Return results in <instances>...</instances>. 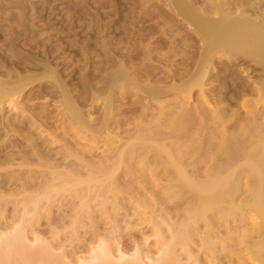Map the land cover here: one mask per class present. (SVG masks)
Listing matches in <instances>:
<instances>
[{
	"label": "bare ground",
	"instance_id": "6f19581e",
	"mask_svg": "<svg viewBox=\"0 0 264 264\" xmlns=\"http://www.w3.org/2000/svg\"><path fill=\"white\" fill-rule=\"evenodd\" d=\"M199 1H167L190 32L168 35L173 48L188 50L181 49L179 56L178 49L168 48L176 61L177 57L183 59L175 63V70L166 68L161 80L165 84L146 85L136 75L119 73L103 89L105 101L104 96L99 97L101 91L94 90V106L101 98L107 116L116 88L140 95L139 101L173 96L154 109L140 104L141 120L133 126H110L115 132L108 130L103 141L96 136L109 126H105L106 121L98 124L97 108L89 107L86 115L95 116L87 122L81 103L54 74L48 72L44 78L59 91L62 123L54 126L46 112L50 117H42L44 124L56 133L49 139L37 130L40 127L34 119L25 120L22 115L1 119L5 102L10 110L24 113L18 98L35 78L0 81V219L10 208L12 223L51 222L52 209L77 208L83 219L73 216V227L87 220V227L95 232L99 222L108 223L111 230L105 231L110 237L119 231L118 212L127 198L134 217L140 219L143 212L149 213L151 237L160 254L149 264H179L176 248L187 261L196 260L192 253L198 248L205 258H211L209 264L223 255L229 264H264V110L259 109L264 102V0ZM214 82L221 84L219 90L211 87ZM195 90L198 95L194 101ZM190 100L195 102L193 106ZM101 142L117 145L112 148L108 144L106 153L98 155ZM131 191L144 195V200H128L126 195ZM17 231L5 239L8 247L0 240L5 250L0 252L6 257L7 250L13 254L26 250L21 242L23 234ZM239 247L245 248L248 258L241 256ZM109 250L94 251L89 264H138L140 259L135 256L117 263ZM5 255L0 256V262Z\"/></svg>",
	"mask_w": 264,
	"mask_h": 264
},
{
	"label": "rangeland",
	"instance_id": "374dc122",
	"mask_svg": "<svg viewBox=\"0 0 264 264\" xmlns=\"http://www.w3.org/2000/svg\"><path fill=\"white\" fill-rule=\"evenodd\" d=\"M167 1L168 0H0V81L5 80V82H7L8 79V82L10 80L14 82L19 79L21 80L24 76L25 78L22 80L29 79L30 77V79L35 78L32 79V84L28 85L18 98L21 102L23 101L22 105L21 102L20 104L18 103V105L21 108H25H23L25 114H21L20 112L19 114L18 110H10V106L5 102L6 105L2 104L4 115L1 119H5V116L6 118H19L20 115H22L20 117L23 119L26 118L25 120L32 119L33 121L34 119V121L36 120V125L40 127H38L39 129L37 130L41 132L44 138L53 137V135L56 134L53 132L54 128H48L49 125L44 124L43 119H48L51 115L49 119L52 120L51 122L54 126H60L62 123L61 111L63 107L59 102V91L44 78L53 74V76L62 83L66 91L68 90L67 92H69L70 95L73 97L75 96L79 104L81 103L80 109L83 114L86 115L88 109L91 107L97 108L99 118L98 124L100 126L102 122L105 121V126H109V128L110 126H133L141 117L140 104L153 106L152 108L154 109L158 104L168 103V101L173 99L172 95H163L156 98L145 97L143 101H139L140 95L130 94L127 90L120 91L119 88L114 89L111 94L114 99L111 97L113 100L108 116L105 111L106 107L103 106L105 102H102V100L105 101L106 96L103 89L107 88L106 84L119 73L136 75L138 80H141L140 82L142 84L160 86L164 83V81L161 80H164L163 77L167 74V72L164 73L166 68L169 67L170 69H174L175 63H181L183 58L180 59L177 57L178 60L176 61V57L175 59L174 57L172 58L171 52H173V50L169 52L170 49L168 48H173L172 46L174 45L171 41H167L170 40L168 35L172 36L175 35V33L183 31L190 32V29H188L189 26L185 25V23L180 20V17L178 18L177 15V17L175 16L176 13L172 12L170 6H167ZM245 1L247 3L249 2V0ZM199 2L197 4H199ZM200 4L198 6L202 7V3ZM233 11L237 13L236 10ZM248 17L250 18V16ZM167 42L171 43V47L170 43ZM186 43L188 45L189 43L194 45L192 40H186ZM186 43L184 42V44ZM179 45H181V43L178 44V46ZM175 46L177 45L175 44ZM175 48L178 49L177 51L179 53L182 52L185 47L180 49L179 47ZM175 48H173L174 52H176ZM186 49L187 48H185V50ZM179 56H181V54ZM170 59L174 60L171 61L174 64L170 62ZM170 65L173 67H170ZM48 72H50L49 75L47 74ZM40 79H42V81ZM172 82L173 81H170V83ZM214 83L211 84V87L215 90H219L221 84L219 83V86L218 83ZM94 86L95 88L93 89ZM95 89H97V93L99 90L101 91V96L97 94L99 97H104L102 100L99 98V104L96 103L94 106L93 97L95 98ZM196 95H198L197 90L193 92L194 101L197 97ZM18 99L17 102H19ZM193 100L189 102L191 106L195 104ZM26 104L29 105H27V107H30L28 108L29 111L26 109ZM262 104L259 105L261 111L264 110V102ZM41 112L44 113L42 114ZM46 112L50 113V115ZM58 113H60V116ZM9 114L11 116L14 114L18 115L11 117ZM30 115L33 116L31 117ZM89 115L85 116L87 117V122H90L92 117L95 116V114H92V116ZM9 123L7 122V125ZM109 128H104L96 136V139L103 141L104 137L112 132V129L115 132L114 128ZM108 130H110V132ZM51 134L53 135L50 137ZM110 143H99L96 154L101 155V153H106V149H109L107 145ZM59 145L60 144L57 145L56 149H58ZM115 145H117V143H111L112 148ZM118 182H120L119 185L121 184L120 187L123 188L124 185L121 178ZM135 194L136 193L131 191L126 196L128 200L133 199L132 202L135 203L144 200V195L138 196ZM21 195L23 194H20V196ZM126 202H128L127 198H124L123 202L120 204L122 211L120 210L118 212V222L121 223L119 224L117 222L119 231L110 237H107V234L111 230L108 223L99 222V225L96 226L98 229L95 232L92 231L91 228H88L87 220H85V222L82 220L86 225L82 223L81 225H75L76 228L73 227V216H79L78 218L80 221L83 219L81 218V212L77 208L62 209V211L60 210L61 212L57 209H52L51 217L54 220H51V222L41 220L40 222H32L30 224H26L22 220H13L14 223H12L10 208H7L9 210L6 209L5 216L3 214L2 219H0V223L2 224V227H0V240H2V242L4 241V243H1V241L0 243L5 247V239L12 236L13 232L15 233V231L18 232L17 230H19L23 234L21 242L24 243V247L26 246V250L23 251L24 253L26 251L28 253L22 254L23 251H19V253L18 251L17 253L14 251L13 254V251L10 252L7 250L5 253L9 252V254L7 253L6 257V255L3 254L5 250L0 246V251L3 250L2 253L0 252V256L5 255V259L2 260L0 264H35L34 262H36V264H89L93 258L92 254L94 251L101 248L110 249L111 258L117 263L118 261L125 263L124 261H129L135 256H137L138 259L140 258L138 264H149V262L151 260L154 261V259L156 261L160 254L157 246H154V238L151 237L153 227L149 221V213L144 214L143 212V216L137 219V217L132 215L134 208H131L132 205ZM122 208H124L125 211ZM121 217L122 219H120ZM60 220L63 222L60 223ZM4 224L8 227L4 226ZM246 227H248V225ZM6 247L8 246L6 245ZM177 249L178 248H176L175 251L177 256L179 255L180 257H178L179 264H209L208 261L210 257H208V259L207 257L205 258L202 251H199L198 248H193L194 250L191 249L193 250L192 254L195 255L194 259H196L192 261H187L182 254H179V249ZM244 249L243 247H239L240 253L242 252L241 256L243 255L245 258H248L249 255L246 254ZM44 254L49 256L48 258L45 255L48 261H46V258L44 259ZM214 259L215 264H229V258L226 256L224 257V255L220 258L221 260L217 257Z\"/></svg>",
	"mask_w": 264,
	"mask_h": 264
}]
</instances>
